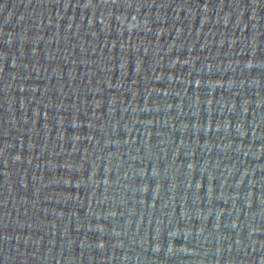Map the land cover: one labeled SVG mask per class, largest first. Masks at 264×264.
I'll return each instance as SVG.
<instances>
[{
  "label": "water",
  "instance_id": "95a60500",
  "mask_svg": "<svg viewBox=\"0 0 264 264\" xmlns=\"http://www.w3.org/2000/svg\"><path fill=\"white\" fill-rule=\"evenodd\" d=\"M0 264H264V0H0Z\"/></svg>",
  "mask_w": 264,
  "mask_h": 264
}]
</instances>
